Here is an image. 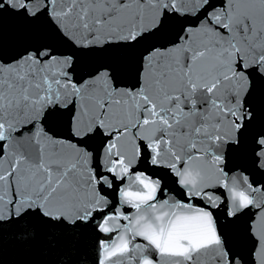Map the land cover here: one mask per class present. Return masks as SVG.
Listing matches in <instances>:
<instances>
[{"label":"snow or ice","instance_id":"1","mask_svg":"<svg viewBox=\"0 0 264 264\" xmlns=\"http://www.w3.org/2000/svg\"><path fill=\"white\" fill-rule=\"evenodd\" d=\"M5 12L46 18L79 53L148 46L131 86L109 65L77 78V51L42 46L0 58V227L14 226L23 243L35 238L32 217L56 229L102 213L98 231L117 235L98 242V264H245L211 211L225 202L215 191L223 189L229 217L258 209L251 256L264 264V184L224 168L264 82V0H0ZM53 116L69 136L49 130ZM254 143L264 169V134ZM142 159L170 172L189 202L165 198L162 174L134 171ZM115 181L120 205L134 211L109 209L102 192Z\"/></svg>","mask_w":264,"mask_h":264},{"label":"water","instance_id":"2","mask_svg":"<svg viewBox=\"0 0 264 264\" xmlns=\"http://www.w3.org/2000/svg\"><path fill=\"white\" fill-rule=\"evenodd\" d=\"M217 3L220 0H216ZM179 20L171 22L161 40H166L179 30ZM42 46L51 47L57 54H69L77 51L75 75L77 78L86 76L101 65H109L115 71L117 81L123 85L131 86L136 82L137 73L140 69V56L148 45H140L135 48L123 45H109L104 50H93L87 53H79L63 42L53 30V26L46 18L29 22L23 18L5 12L0 16V58L11 61L22 55L26 50L36 49ZM254 112V118L247 122V126L241 131V143L236 151L226 153L225 171L229 176L243 174L253 184H264V169L258 167V158L254 151L259 145L255 139L264 134V82L257 81L254 91L248 98ZM47 127L56 135L67 137L70 135L65 119L61 116L50 117ZM99 147V142H92V148ZM95 165V161H94ZM134 171L144 172L157 178L155 174H162L159 178L162 187L167 191L165 198L171 196L176 200L189 202L183 195L184 189L173 183L175 177L166 169L155 168L147 161L141 160L134 166ZM123 183L115 181L113 188L104 186L102 195L110 201L109 209L121 207V211L130 213L134 210L119 202L118 186ZM217 194L222 195L224 203L220 207L212 208L211 211L217 228L226 244L234 252L242 256L245 264H255L251 256L256 243L249 229L252 221L256 219L258 209L249 208L240 212L235 217L227 215V195L223 189H216ZM194 205L207 207L205 202L199 199L190 201ZM102 213H95V219L88 223L80 222L77 225H66L65 228L44 229L39 226L37 218L32 217L33 223L37 224L35 238L27 242H21L19 232L11 224L0 227V264H98V242L109 240L117 235L116 232L104 234L98 231L97 224ZM121 223H125L121 221ZM137 242H143L137 238Z\"/></svg>","mask_w":264,"mask_h":264}]
</instances>
